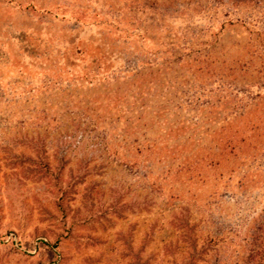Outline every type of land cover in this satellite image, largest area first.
Instances as JSON below:
<instances>
[{
	"label": "rangeland",
	"instance_id": "1",
	"mask_svg": "<svg viewBox=\"0 0 264 264\" xmlns=\"http://www.w3.org/2000/svg\"><path fill=\"white\" fill-rule=\"evenodd\" d=\"M262 236L264 0H0V264H257Z\"/></svg>",
	"mask_w": 264,
	"mask_h": 264
},
{
	"label": "trees",
	"instance_id": "2",
	"mask_svg": "<svg viewBox=\"0 0 264 264\" xmlns=\"http://www.w3.org/2000/svg\"><path fill=\"white\" fill-rule=\"evenodd\" d=\"M155 3H159V2H162V3H168L171 4L172 3V0H154ZM239 2L241 1H257V2H260L262 0H237ZM259 227H260V224L257 228V231L259 230ZM257 233V232H256ZM256 238V237H255ZM253 240V252H254V256L258 257L259 261L256 262L257 264H264V236H262V238H257L256 240ZM257 241V243H256Z\"/></svg>",
	"mask_w": 264,
	"mask_h": 264
}]
</instances>
